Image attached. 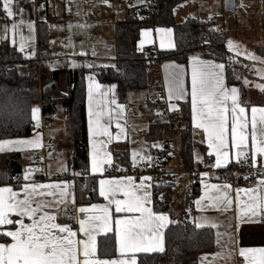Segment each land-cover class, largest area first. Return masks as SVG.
Instances as JSON below:
<instances>
[{"label":"crops","instance_id":"1","mask_svg":"<svg viewBox=\"0 0 264 264\" xmlns=\"http://www.w3.org/2000/svg\"><path fill=\"white\" fill-rule=\"evenodd\" d=\"M185 1V0H184ZM199 2H202L201 4ZM252 2V1H251ZM207 0H198V7L196 12L190 13L184 21L190 17L199 18L205 21H208L211 25L216 26L219 24H214L212 22V17L210 19H203L200 17L201 14H204L207 11L208 7L206 5ZM42 4H46L47 8L43 10L41 8ZM253 8L249 11L244 12L241 15L240 21L241 24H236V30L240 31L241 34L244 33L243 30H247L246 33L248 37L260 36V39L263 40L264 45V29H263V20L262 14L264 12V0H253ZM263 4V8L257 9V5ZM176 8V7H175ZM174 8V17L176 21V14ZM122 8L117 7L116 4L111 0H31L28 6L21 3L19 0H14L13 11L15 13L14 17H7L6 13L3 11L2 0H0V36L4 35L3 28L5 25H8L11 29V25L15 22L18 27L13 34L12 31L8 32L7 39H0L1 43H7L12 47L20 51V46L23 44L24 51L22 52L25 56L31 58L35 57L39 49V40H38V26L39 22L47 23L49 27V41H50V58L47 60L41 67V73L49 75L50 72L54 69L62 67H79L93 65L95 68H107L114 66L116 62V47H115V30L116 22L124 20L127 16L128 9L126 12L121 10ZM202 10V11H201ZM23 21V24L20 21ZM82 20L84 24H77L78 21ZM182 21V22H184ZM177 22V21H176ZM237 22V21H236ZM181 23V22H177ZM82 25V26H81ZM71 26V27H70ZM222 26H226L223 22ZM157 29H171L170 36L165 34L164 36V47L161 48V34L157 32ZM88 30V32L86 31ZM150 30V31H149ZM85 36L80 38L79 32H84ZM228 32H233L231 29ZM262 36V37H261ZM240 37V36H238ZM13 39L15 43H13ZM143 40V45L140 44V41ZM236 41L235 39L233 40ZM71 42H73L71 44ZM64 46H77V43H81L89 48L88 54L82 53L80 50L68 51L65 52L55 51L56 47L60 44ZM71 44V45H70ZM169 44L174 45L175 47V36L174 29L171 26H161L151 24L148 27H144L140 30L138 40L136 41V50L143 51L147 49H152L155 53L161 50L173 49ZM234 54V53H233ZM236 56V54H234ZM198 57L201 60H210L206 58ZM237 57V56H236ZM192 58V57H191ZM189 59L188 63H177L173 61H166L158 63L155 65V79L151 83L150 94H147L145 98L146 102V111L142 114L141 117L137 115H130V105L139 104L141 100H138L135 95L134 90H131L127 93L124 99H121L117 86L112 84H103L100 83L96 76L91 73L86 77V113H87V127H88V149H89V169L88 172L84 175L77 171H64V170H52L49 171L45 166L41 167L38 164L39 162L33 157V154L42 149L46 144V138L49 134L55 135L54 150L48 154L47 161L52 158L58 149L59 146H62L65 140V134L58 137L54 131V125L51 128H47L44 124V113L42 102H38L40 109L39 112V121L34 120V128L32 132L27 136L13 137L2 140H38L40 147H33L30 145L26 146H17L13 150L8 148L5 151L0 152V170L9 171L7 157L6 155L12 153L21 154V159L23 163V169L19 176L15 177L14 182L5 183L0 185V187H11L13 191L18 193V199H23L25 192L23 190V185L25 183L29 184H38V185H47V184H60L61 188L65 189V195L61 197V188L55 189H37L32 193L33 206L36 202H52L59 201L63 199V203H48V207L44 210L50 215H54L56 220L54 221L59 225H68L73 232H76L77 235L75 239L77 241L87 240L88 237L79 231L80 219H86L90 216H102L104 207L109 209V229L106 231L101 225L102 221L94 222L92 236L94 237L95 245V254L94 258L101 260H127L130 256L134 255L136 262H139V254L145 252H138L135 254L124 253L121 254L119 245L117 243L116 235V226L115 220L123 218L124 216H135L139 215L138 213H116L115 204H109L108 199L100 195L99 181L104 180H115L119 181L123 187L115 195L117 200H126L127 197L124 196V191H129L134 193L135 197H143L145 191L149 193L148 203L145 207L151 208L153 213H164L168 216L169 220L172 223L173 212L170 209L157 211L154 208V192L156 188V183L153 179L146 173L141 174L138 177L134 176H124V175H111L109 174V168L113 167H125L133 168L139 166L142 161H150L154 154L153 151L155 147L161 145V142L166 136L163 135L166 132L167 136H170V131H165L164 134L160 135L157 138V142L160 145H154L148 140V132L150 128V113L151 107L159 106L164 110L168 108L170 111L176 114L177 121L176 126L178 128L183 127L180 123L181 118L184 117V110H189V120L186 119L188 125L191 129V134L193 139L197 142L196 146L201 148L200 151L193 154L194 157V167L192 170L184 169L180 158L176 161L174 159L167 160V168L173 172L179 170L180 173L174 174L173 177L169 178L167 182L173 183V201L175 202L174 206H180L183 203L182 208H188L187 213L190 217V220L197 224H204V227H209L210 224H215L216 227H211L215 232V248L210 252L201 253L198 257V264H251L250 254L245 253L244 256L240 255V249H258L264 248V212H260L258 209V215L256 217H251V214L247 212V207L253 201L250 197L255 196L258 199H264V185L260 184L261 180L264 178L258 179L251 187L245 186V177L250 176L252 172L251 169L255 171H264V159L257 157L256 166L253 167V161L251 159V153L249 154V169L242 170L240 169L236 174V181L230 180H220L218 177V172L212 169H200L198 167V162L201 158L207 157L216 161L215 153L208 146V136L204 129L196 127L193 121L192 114V105H191V73H192V60ZM241 58V57H239ZM58 59V60H57ZM243 59V58H242ZM244 60V59H243ZM214 61V60H211ZM215 63H220L214 61ZM74 64V65H73ZM224 64V63H223ZM225 65V64H224ZM58 66V67H57ZM182 66V68L177 67ZM19 70L22 73H27L29 67L27 64L19 65ZM181 77L183 80V85L185 88V95L183 98L177 99L175 93V81L177 77ZM91 77V79H90ZM155 83H161L164 87L166 94L167 104L155 105L151 102V99L156 96V93L153 91V86ZM248 83H245L240 80L236 82H229L227 66L225 65L224 70V85L227 89L233 87L239 90L238 102L241 107L246 109L245 115L250 120L251 119V108L252 107H264V102H261V96L258 100H248L246 99L247 88L245 86ZM59 88V83L55 84ZM65 84V88H66ZM99 85L100 87H97ZM115 85V88L110 87ZM55 87V86H54ZM50 87L51 92L53 93L54 89ZM92 89V110L93 112L102 113L100 117V122L103 127L107 128V134H102L101 132H96L95 135L90 140L89 137V89ZM170 89L173 90V95L169 97ZM262 91V90H260ZM263 92V91H262ZM260 93V95L262 94ZM151 102V104L149 103ZM141 104V103H140ZM118 106H123L118 107ZM140 106V105H139ZM37 106H34L36 108ZM226 107L229 111L227 113L228 117V144H229V165L230 163L236 162V149L231 147V125H232V102L229 99L226 102ZM161 113V112H160ZM159 113V114H160ZM65 118L68 119L67 114L65 113ZM185 118V117H184ZM183 118V119H184ZM96 117H93L95 120ZM156 124L165 123L164 121L154 119L153 121ZM198 122V121H197ZM117 124L120 127H117ZM95 127V125H94ZM53 128V129H52ZM176 132H174V136ZM181 135V132H180ZM76 137L73 136L68 143V151L65 156H68V153L74 152ZM175 147L176 140L174 138ZM181 145H182V135H181ZM22 147V150H20ZM249 148H251V138H249ZM177 150V149H176ZM94 152H99L100 156L103 157L105 153H108L107 159L111 160V163H105L102 166L101 171L92 172L91 162ZM178 152V151H177ZM212 153L209 155V153ZM136 153L134 156L133 154ZM179 156H180V152ZM68 160V159H67ZM46 161V162H47ZM69 163V161H68ZM70 165V164H69ZM226 165V166H227ZM222 166L220 168H223ZM32 170L27 181L24 180V173L26 170ZM46 174L48 179L44 181H35L33 176L36 174ZM207 173V176L202 175ZM62 175V177H60ZM95 177L96 182V191L98 198L96 199H86V197L79 198L77 195V182L78 178L81 176ZM194 176V180L199 183V194L196 198L193 199L190 207L186 206L187 201L184 199L181 203L179 202V193L180 189L178 185L183 184L184 178L187 176L189 179L191 189V176ZM65 176V177H64ZM131 177L129 181L127 178ZM150 177L151 179L145 180L143 178ZM20 180L17 182L18 179ZM66 182V183H65ZM143 184V186H141ZM213 185H217L218 188H213ZM225 185H230V188H225ZM237 189H252L253 192H244L241 191L239 194L236 192ZM54 191L56 193L55 197L46 195L47 192ZM227 192L229 199L232 200L230 205L223 202L220 197L223 193ZM41 193H45L41 195ZM7 193L5 196L7 197ZM74 197V202H73ZM161 199L163 197L159 196ZM200 201L197 205L196 201ZM92 205H99L98 208H91ZM188 205V204H187ZM75 207L77 209V214L75 216H69L60 213V207ZM186 206V207H185ZM87 208L89 209L86 213H81L79 209ZM180 208L179 211L182 209ZM176 213V211H175ZM19 217L12 215V219H18ZM38 218V217H37ZM32 221L27 217L24 218V223L29 224ZM171 223H168L167 226L163 229H160L162 233V246L165 249V233L167 228ZM18 227V226H17ZM2 231L4 230H15L12 226H1ZM59 234V233H58ZM219 234V235H218ZM113 235L115 239V254L109 256H103L100 254V238ZM2 243H11V238H8ZM78 249H82V245H77ZM162 252V251H156ZM153 253V252H148ZM82 258V257H80Z\"/></svg>","mask_w":264,"mask_h":264},{"label":"trees","instance_id":"2","mask_svg":"<svg viewBox=\"0 0 264 264\" xmlns=\"http://www.w3.org/2000/svg\"><path fill=\"white\" fill-rule=\"evenodd\" d=\"M158 10L153 22L137 10L128 8L124 20L116 22L115 67L95 68L87 66L62 67L54 69L49 75L41 73L42 65L50 58L49 27L45 22H39V49L35 57H27L21 51L7 43L0 44V139L27 136L34 128L32 109L36 102H42L45 116L54 114L62 108L67 114L73 136L76 137L74 152L68 153L70 166L83 175L89 169L88 127L86 113V77L93 73L103 84L114 83L119 96L124 99L131 90L147 89L150 87L149 68L151 65L173 61L188 63L193 56L214 60L227 66L229 82L233 78V66L236 62L244 61L236 57L227 48L225 33L211 25L208 21L190 17L184 22L177 23L174 8L184 0H154ZM142 16V18L140 17ZM264 29V12L262 14ZM151 24L171 26L174 29L175 47L161 50L157 54L152 49L136 50L140 30ZM215 29H218L215 30ZM232 57V59H230ZM27 64L29 70L22 73L19 65ZM65 77L66 88L60 93V98L53 94L48 85L59 83ZM44 88H46L44 90ZM264 102V91L261 94ZM151 104V102L149 101ZM185 119L189 120V110H184ZM178 118V117H177ZM155 115H150L148 140L153 143L160 135L168 131L167 123H154ZM182 135L180 160L184 169L194 167V147L197 142L193 139L190 126L174 127ZM166 139L169 137L165 134ZM165 139V138H164ZM81 143L83 145H81ZM9 171L0 170V185L15 181L23 169L21 154L6 155ZM81 176L77 182L79 198L96 199L95 177ZM65 177V176H64ZM163 188L166 195L161 199L155 188L154 208L157 211L170 209L173 220L165 233V249L162 252L139 254L138 264H198L201 253L210 252L215 248V232L211 227H197L187 213L188 208L174 206L173 183L165 182ZM199 194V183L191 176V192L186 206L190 207L194 198ZM185 206V207H186ZM177 207V208H176ZM176 211V213H175ZM0 232L2 228L0 226ZM8 238H0V243ZM100 254L109 256L115 254V239L113 235L100 238Z\"/></svg>","mask_w":264,"mask_h":264},{"label":"snow or ice","instance_id":"3","mask_svg":"<svg viewBox=\"0 0 264 264\" xmlns=\"http://www.w3.org/2000/svg\"><path fill=\"white\" fill-rule=\"evenodd\" d=\"M14 0H2L3 11L6 16L11 18L15 16L13 11ZM23 24V21H20ZM18 25L14 22L11 29L8 25L3 28L4 35L0 39H7L8 32L12 31L15 34ZM71 27V26H70ZM218 31V29H215ZM150 31V30H149ZM171 29H157L161 34L160 45L163 48L165 34H171ZM13 43L15 40L13 39ZM141 40L140 44L143 45ZM170 47L174 45L169 44ZM227 48L230 52H235L237 56L241 55L238 51V45L233 40L227 41ZM20 51H24V46L21 44ZM246 58L249 60H259L264 63V58L255 56L254 53H247ZM232 59V57H230ZM192 73H191V105L193 121L196 127L204 129L208 136V146L213 150L216 156L215 167L220 168L226 166L229 161V144H228V117L229 111L226 107V102L231 99L232 107V125H231V147L236 149V162L247 160L251 153L253 167L256 166L257 157L264 159V107H252L251 119L245 115L246 109L241 107L238 102L239 90L235 87L227 89L224 85V70L223 63H215L211 60H201L198 57H192ZM89 68L93 65H88ZM115 67V66H112ZM182 68V66H177ZM91 79V77H90ZM247 83V81H245ZM97 87H100L97 85ZM112 85V88H115ZM264 91V85H258ZM176 98H183L185 88L181 77H177L175 81ZM173 95V90L170 89L169 97ZM123 107V106H118ZM38 107L32 109V119L39 121ZM102 113L93 112L92 110V89H89V137L90 140L96 132L107 134V128L103 127L100 122ZM96 117L93 120V117ZM198 121V122H197ZM95 125V127H94ZM119 128L120 125L117 124ZM249 138H251V148H249ZM30 145L40 147L38 140H2L0 141V152L15 149L17 146ZM22 150V147L21 149ZM212 153L210 152L209 155ZM108 153L103 157L99 152H94L92 156L91 169L92 172H99L105 163L110 164L111 160L107 159ZM134 156L136 153L133 154ZM32 170H26L24 180L27 181ZM202 175L207 176V173ZM18 179V178H17ZM129 181L131 177L127 178ZM145 180L150 177L143 178ZM247 179V177H245ZM66 183V182H65ZM100 195L108 199L109 204H115L116 213H138L135 216H124L115 220L117 243L121 254L138 253V252H156L163 251L162 233L160 229L171 223L168 216L164 213H153L151 208L145 207L148 203L149 193L145 191L144 196L135 197L134 193L124 191V196L128 199L117 200L115 195L121 190L123 185L119 181L104 180L99 181ZM264 185V180L260 181ZM143 186V184L141 185ZM213 188H218L213 185ZM225 188H230V185H225ZM61 188L60 184H29L23 185L25 192L23 199H18V193L13 191L11 187H0V226H12L15 230H4L0 232V238H11V243H0V264H137L134 255L127 260H101L94 258L95 245L92 232L93 224L97 221H102V227L108 231L109 229V209L104 207L102 216H90L86 219L79 220V231L88 237L87 240L77 241L75 239L77 233L73 232L68 225H59L54 221L56 217L50 215L44 209L48 207V203H63V199L48 203L36 202L33 206L32 193L37 189H55ZM253 192L252 189H237L236 192ZM7 193V197L5 196ZM45 193H41L43 195ZM48 196L55 197L54 191L46 193ZM61 197L65 195V189L61 188ZM223 202L230 205L232 200L229 199L228 193L224 192L220 197ZM253 201L247 207V212L251 217L264 212V199H258L255 196L250 197ZM74 202V197H73ZM199 205L200 201H196ZM99 205H92L95 209ZM81 213L89 211L87 208L81 207ZM19 217L12 219V215ZM27 217L32 222L24 223V218ZM38 217V218H37ZM18 226V227H17ZM197 227H204V224H197ZM216 227L215 224L208 225ZM59 233V234H58ZM219 235V234H218ZM82 245V249H78L77 245ZM245 253L250 254L251 264H264V248L258 249H240V255ZM82 257V258H80Z\"/></svg>","mask_w":264,"mask_h":264},{"label":"rangeland","instance_id":"4","mask_svg":"<svg viewBox=\"0 0 264 264\" xmlns=\"http://www.w3.org/2000/svg\"><path fill=\"white\" fill-rule=\"evenodd\" d=\"M145 0H115L114 3L116 4L117 7L122 8L123 12L129 8L128 2H131L133 4L132 10H135V8L142 3H144ZM253 2V0H250ZM200 4L202 2H199ZM208 7L207 11H205L204 14H201L200 17L203 19H210V16L212 17V22L213 18L217 17L219 24L216 25L215 27L221 29L225 35L226 39L228 40H236V44L238 45V51L241 53V55L237 57H241L244 59V61L236 62L237 66H233V78L236 80H240L243 82L247 81V85L245 88H247L246 92V99L252 101V100H258L259 97L261 96L260 93L262 91L258 85H264V63H261L259 60H249L246 58L247 53H254L255 56L264 58V45H263V40L260 39V36H252L251 38L248 37V34L246 33V29L243 30L244 33L241 34V30L235 31L236 30V24H241V21L239 20L241 15L244 14L245 10L238 8L234 12L226 11L224 8V4L222 2H219L217 0H207L206 3ZM198 7V0H185L177 4L175 7V14H176V21L177 22H182L186 17L190 15V13H195L196 8ZM257 9L263 8V4L257 5ZM202 11V10H201ZM142 18V16L140 15ZM237 21V22H236ZM225 23L226 26H222V23ZM77 24H84L82 20L78 21ZM81 25V26H82ZM233 32H228V30ZM88 32V30H86ZM80 38L85 36V31L84 32H79ZM240 36V37H238ZM262 37V36H261ZM73 42H71L72 44ZM70 44V45H71ZM68 51H73V49H76V51L80 50L82 53L88 54L89 48L86 47L85 45H82L81 43H77V46H69L66 47L64 44L58 45L56 47L55 51H60V52H65V50ZM235 54V52H232ZM58 60V59H57ZM74 65V64H73ZM58 67V66H57ZM155 65H151L149 68V82L153 83L155 79V72H153L155 69ZM246 83V82H245ZM65 84L66 80L65 77L63 76L59 82V88L55 85L53 90V94H56L58 98H60V93L65 89ZM50 90V89H49ZM51 91V90H50ZM135 95L137 96L138 100H141L139 104L136 105H130V115H137V117H141L142 114L146 111V102L144 101L145 98L147 97V94H150V89H138L134 90ZM261 99V98H260ZM141 103V104H140ZM140 105V106H139ZM34 106H39V103L36 102ZM150 113L152 115H155V118H159V113L163 112L164 109L160 108L159 106H153L151 107ZM55 115V121H54V131L58 135V137L64 135L65 140L62 144V146H59L58 149H56V152L52 158H50L46 162V169L49 171L52 170H66V171H73L74 169L69 165L67 157L65 154L67 153L68 149V143L71 139H73V133L71 130V125L68 119L65 118V113L63 112L62 108H58L57 111L54 113ZM184 118V117H183ZM181 118L180 123L182 126L188 125L186 119ZM160 119V118H159ZM162 120V119H160ZM52 128V129H53ZM176 140V149L178 152H180L181 149V135L180 132H176L174 136ZM155 146L160 145L159 142L155 141L153 143ZM156 148V147H155ZM75 149V148H74ZM142 163V162H141ZM40 165V163H38ZM43 167V164L41 163L40 165ZM184 178V188L179 190V193L176 195H179V202L181 203L184 199L187 201L189 198L191 189L190 188V183L189 179H187V176L183 177ZM183 207V203L177 208L180 209Z\"/></svg>","mask_w":264,"mask_h":264},{"label":"built area","instance_id":"5","mask_svg":"<svg viewBox=\"0 0 264 264\" xmlns=\"http://www.w3.org/2000/svg\"><path fill=\"white\" fill-rule=\"evenodd\" d=\"M24 5L28 6L31 0H19ZM115 1V0H111ZM120 1V0H118ZM219 2L225 3L226 0H217ZM129 8H133V4L128 2ZM41 8L45 10L47 8L46 4H42ZM137 10L142 14L143 17L149 19L151 23L154 20L156 12L158 10L157 3L154 0H145L144 3L137 6ZM135 8V9H136ZM238 8L249 11L253 8V4L250 0H235V10ZM213 23L218 24L217 17L213 18ZM157 54V53H156ZM153 91L156 93V96L151 99V102L155 105L167 104L165 99L166 94L164 87L161 83H155L153 86ZM159 118L162 119L165 123H167L168 130L170 131V136L166 139H163L161 145L156 147L153 151V158L150 161H142L139 166L133 168H125V167H111L109 168V174L111 175H124V176H134L138 177L141 174H148L153 181L156 183V192L158 196L164 197L166 195V190L163 188L165 182L168 181L169 178L173 177L174 174L180 173L179 170L175 172L169 170L167 168V160L174 159L178 160L180 158L179 153L176 150L175 142H174V132L175 125L177 121V116L175 113L166 108L163 112L159 114ZM55 115H47L44 116V124L47 128H51L54 125ZM54 142L55 135L49 134L46 138V144L42 147V149L36 151L33 154V157L45 166L46 161L48 159V154L54 150ZM201 148L199 146L194 147V151L198 152ZM198 167L200 169H212L218 172V177L220 180H230L236 181L237 172L242 169H249V158L247 160H241L240 163H230L229 165L223 168L215 167V160L203 157L198 162ZM252 172L248 179L245 180V186L251 187L258 179L264 178V171H255L251 169ZM62 177V175L60 176ZM35 181H44L47 180V175L44 174H36L33 176ZM20 180L18 179L17 182ZM179 188H183V184L178 185ZM60 213L75 216L77 214V209L75 207H60Z\"/></svg>","mask_w":264,"mask_h":264},{"label":"water","instance_id":"6","mask_svg":"<svg viewBox=\"0 0 264 264\" xmlns=\"http://www.w3.org/2000/svg\"><path fill=\"white\" fill-rule=\"evenodd\" d=\"M224 8L226 11L234 12L235 11V0H226L224 3ZM55 86V82H51L48 87L53 88ZM46 88H44L45 90ZM81 145H83L81 143Z\"/></svg>","mask_w":264,"mask_h":264}]
</instances>
